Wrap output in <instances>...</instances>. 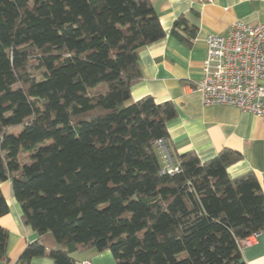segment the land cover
Instances as JSON below:
<instances>
[{
  "label": "trees",
  "instance_id": "1",
  "mask_svg": "<svg viewBox=\"0 0 264 264\" xmlns=\"http://www.w3.org/2000/svg\"><path fill=\"white\" fill-rule=\"evenodd\" d=\"M163 37L152 0H0V184L38 236L15 264L89 250L116 264H245L238 243L264 231V195L253 173L228 177L241 155L169 154L179 172L161 174L154 144L168 150L176 109L131 98L140 49ZM7 240L0 226L3 261Z\"/></svg>",
  "mask_w": 264,
  "mask_h": 264
},
{
  "label": "crops",
  "instance_id": "2",
  "mask_svg": "<svg viewBox=\"0 0 264 264\" xmlns=\"http://www.w3.org/2000/svg\"><path fill=\"white\" fill-rule=\"evenodd\" d=\"M152 7L164 37L140 49L138 64L142 77L130 89L132 100L148 96L157 104L169 102L174 106L176 116L166 124L168 152L173 161L183 153L193 152L201 162H206L224 149L232 150L241 159L226 169L228 177L234 179L251 172L264 195V122L234 107H205L200 93L194 90L202 76L205 38L225 33L236 22L247 25L264 22V1L152 0ZM180 16H185L188 23L178 30L180 36L175 37L171 28ZM192 25L196 30L190 37ZM157 152L162 154L158 149ZM0 189L8 206V213L0 218V226L8 232V261L0 260V264H15L38 236L23 224L10 180L1 183ZM240 253L245 264H264V231L254 244L241 247ZM76 260V264L84 261L115 264L108 251L89 250L77 255ZM30 264L53 262L43 257L33 259Z\"/></svg>",
  "mask_w": 264,
  "mask_h": 264
},
{
  "label": "built area",
  "instance_id": "3",
  "mask_svg": "<svg viewBox=\"0 0 264 264\" xmlns=\"http://www.w3.org/2000/svg\"><path fill=\"white\" fill-rule=\"evenodd\" d=\"M204 42L202 76L194 87L203 105L234 107L264 122V22L254 25L236 22L223 34L208 35ZM154 146L162 152L160 173L176 175L179 168L164 142L158 140ZM259 235L242 239L239 248L251 246Z\"/></svg>",
  "mask_w": 264,
  "mask_h": 264
},
{
  "label": "rangeland",
  "instance_id": "4",
  "mask_svg": "<svg viewBox=\"0 0 264 264\" xmlns=\"http://www.w3.org/2000/svg\"><path fill=\"white\" fill-rule=\"evenodd\" d=\"M19 131H20L19 128H14V129H11V130H10V132H11V133H14V134H18ZM157 153H158L157 155H158V159H159L160 163L163 164L162 154H161L160 152H157ZM109 253H110V252H109ZM110 255H111V253H110ZM111 257H112V255H111ZM112 259H113V257H112ZM115 264H116V263H115Z\"/></svg>",
  "mask_w": 264,
  "mask_h": 264
}]
</instances>
